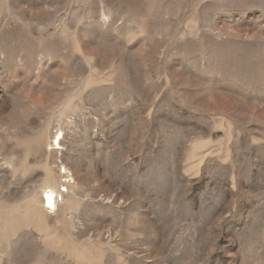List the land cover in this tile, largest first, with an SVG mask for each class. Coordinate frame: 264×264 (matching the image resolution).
<instances>
[{
  "label": "rangeland",
  "instance_id": "obj_1",
  "mask_svg": "<svg viewBox=\"0 0 264 264\" xmlns=\"http://www.w3.org/2000/svg\"><path fill=\"white\" fill-rule=\"evenodd\" d=\"M0 264H264V0H0Z\"/></svg>",
  "mask_w": 264,
  "mask_h": 264
},
{
  "label": "bare ground",
  "instance_id": "obj_2",
  "mask_svg": "<svg viewBox=\"0 0 264 264\" xmlns=\"http://www.w3.org/2000/svg\"><path fill=\"white\" fill-rule=\"evenodd\" d=\"M55 143L59 144V136L55 138ZM68 179H65V181ZM49 189L45 190V198L41 197V201L43 202V207L49 208V209H54L57 206L58 203V196L61 195L60 190H57L54 186H48Z\"/></svg>",
  "mask_w": 264,
  "mask_h": 264
}]
</instances>
